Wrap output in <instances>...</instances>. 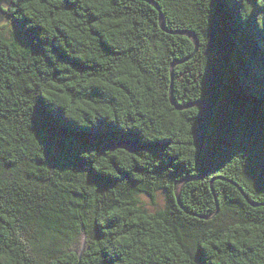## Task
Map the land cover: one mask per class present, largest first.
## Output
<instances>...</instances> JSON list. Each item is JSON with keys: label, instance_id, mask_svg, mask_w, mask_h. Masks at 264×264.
Wrapping results in <instances>:
<instances>
[{"label": "trees", "instance_id": "trees-1", "mask_svg": "<svg viewBox=\"0 0 264 264\" xmlns=\"http://www.w3.org/2000/svg\"><path fill=\"white\" fill-rule=\"evenodd\" d=\"M8 11L0 264H264V0Z\"/></svg>", "mask_w": 264, "mask_h": 264}, {"label": "rangeland", "instance_id": "rangeland-1", "mask_svg": "<svg viewBox=\"0 0 264 264\" xmlns=\"http://www.w3.org/2000/svg\"><path fill=\"white\" fill-rule=\"evenodd\" d=\"M9 4L10 3L7 2V0H4L0 3V9H1L0 17L3 18V21H1L0 19V30H2L8 38H12L15 36V29H16L17 24L14 23L15 20L8 11ZM145 202H147L146 204L151 211L155 210L156 208L161 209L165 207L167 204V200L165 198V195L163 194H160L158 196L157 200L154 202L155 204H153L149 200H145ZM84 245H85V237L80 239L79 243L75 246V250L82 251L84 248Z\"/></svg>", "mask_w": 264, "mask_h": 264}, {"label": "water", "instance_id": "water-1", "mask_svg": "<svg viewBox=\"0 0 264 264\" xmlns=\"http://www.w3.org/2000/svg\"><path fill=\"white\" fill-rule=\"evenodd\" d=\"M2 1H4V0H0V3H1ZM7 2H9V3L11 4L12 0H7ZM157 9H159V8L157 7ZM0 11H1V9H0ZM1 14H2V12H1ZM3 16H4V15H3ZM8 16H10V15H8ZM0 19H1V21H3V18L0 17ZM14 23H16V21H15ZM16 24H17V23H16ZM161 27L164 28V27H163V22H162V21H161ZM188 36L191 37V39L193 40V42H194L195 45H196V48H198L199 42H198L197 37H195V36H193V35H188ZM171 78H172V85H173L174 78H175V75H174V67H172V70H171ZM172 93H173V92L171 91V98L173 97ZM173 104H174V103H173ZM199 105H200V104H199ZM201 106H202V107H203V108L209 113V121H210V120L212 119V116H213V110H212V108H211V107H208V106H205V105H201ZM111 147H112L113 149H116V148H123V149L127 150V151L130 152V153H133V152L135 151V145L132 144V143H125V142L123 143V142H119V141H113ZM218 212H219V211H218ZM218 212H217L215 215H217Z\"/></svg>", "mask_w": 264, "mask_h": 264}]
</instances>
